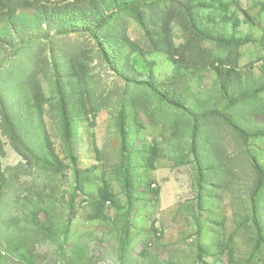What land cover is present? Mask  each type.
Returning a JSON list of instances; mask_svg holds the SVG:
<instances>
[{
	"label": "rangeland",
	"instance_id": "1",
	"mask_svg": "<svg viewBox=\"0 0 264 264\" xmlns=\"http://www.w3.org/2000/svg\"><path fill=\"white\" fill-rule=\"evenodd\" d=\"M0 264H264V0H0Z\"/></svg>",
	"mask_w": 264,
	"mask_h": 264
},
{
	"label": "trees",
	"instance_id": "2",
	"mask_svg": "<svg viewBox=\"0 0 264 264\" xmlns=\"http://www.w3.org/2000/svg\"><path fill=\"white\" fill-rule=\"evenodd\" d=\"M160 94V93H159ZM168 100V99H167ZM2 116L3 119L9 129V131L12 133V135L17 138L18 137V131H17V125L14 119L12 118L7 106L5 103L2 105ZM201 181V178H200Z\"/></svg>",
	"mask_w": 264,
	"mask_h": 264
}]
</instances>
